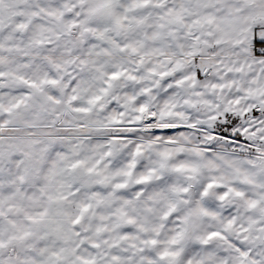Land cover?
I'll return each instance as SVG.
<instances>
[{
	"label": "snow or ice",
	"instance_id": "snow-or-ice-1",
	"mask_svg": "<svg viewBox=\"0 0 264 264\" xmlns=\"http://www.w3.org/2000/svg\"><path fill=\"white\" fill-rule=\"evenodd\" d=\"M0 264H264V0H0Z\"/></svg>",
	"mask_w": 264,
	"mask_h": 264
}]
</instances>
